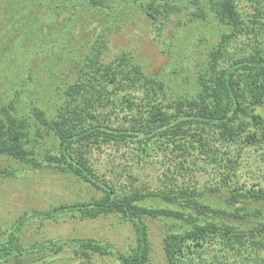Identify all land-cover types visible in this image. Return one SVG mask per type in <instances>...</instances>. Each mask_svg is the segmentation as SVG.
I'll use <instances>...</instances> for the list:
<instances>
[{
	"label": "trees",
	"instance_id": "trees-1",
	"mask_svg": "<svg viewBox=\"0 0 264 264\" xmlns=\"http://www.w3.org/2000/svg\"><path fill=\"white\" fill-rule=\"evenodd\" d=\"M129 1L144 11L156 35L168 33L173 17V38L182 25L194 30L191 48L178 64L190 91L168 99L166 82L149 74L138 54L120 47L111 55L108 34L122 30L115 11L121 0H34V6L47 7L46 19L62 7L65 24L74 23L77 15L102 18L106 25L79 60L76 78L56 89L50 82L43 88L33 75L35 50L24 52L18 42L2 53L0 80L8 77L4 72L10 61L12 73H18L0 90V156L15 163L0 168V178H14L22 168H51L100 195L25 211L0 236V264H50L62 251L84 263L96 253L119 264H154L148 220L164 228L163 264H264V173L260 168L248 186L237 171L249 149L264 146V0ZM39 19L31 27L26 26L29 19L21 20L15 29L22 40L31 37L34 27L51 25L52 19ZM49 40L42 39L36 49L55 46ZM199 44L203 47L196 51ZM196 52L202 57L189 69L187 54ZM96 149H106L104 170L111 158L107 176L92 164ZM145 164L160 171L151 185L138 175ZM200 174L209 180H197ZM219 192H224L219 200L211 198ZM152 198L164 205L149 204ZM109 215L133 230L128 248L118 250L88 236L43 238L27 246L20 242L22 224L33 218Z\"/></svg>",
	"mask_w": 264,
	"mask_h": 264
},
{
	"label": "rangeland",
	"instance_id": "rangeland-1",
	"mask_svg": "<svg viewBox=\"0 0 264 264\" xmlns=\"http://www.w3.org/2000/svg\"><path fill=\"white\" fill-rule=\"evenodd\" d=\"M242 3L243 5H247L246 1ZM114 6L116 7V5ZM13 9L17 10H15L14 14H9ZM19 11H21L24 19H29L26 24L28 27H31L30 22L32 23L38 20V18H40L39 21L44 20L48 14L47 7L44 4L34 6V0H0V41L6 39L1 42L4 47L0 50V61L2 53L9 48L16 47L18 42L24 45V52L31 53L33 51L32 54H34L35 50L37 52L36 59L31 61V70L33 71V75L40 80L39 84L43 88L44 85L50 82V84H57V86L52 84L56 89L65 84L68 79H75L80 70L79 62L84 61L85 55L95 44L98 34L102 31L104 25H106L102 18L90 20L85 17H78L77 15L73 16L75 19L74 23L69 22L65 24L62 20L64 13L61 12L62 7H60L54 12L57 15L49 18L52 19L50 26H41L38 30L35 27L33 28L34 31L32 32L38 33L42 38L36 37L33 33L30 38L27 37L22 40L20 31L15 29L19 26L18 24L22 25L21 20L23 18L21 19ZM115 11L121 17L120 19H122L120 23L122 30L114 34H108V37L110 36V52L113 51L111 55L114 53V50H118L120 47L138 54L136 56L142 62L145 70L149 74H155L163 79L164 83L166 82V85H164L166 86L168 99L172 98L175 93L179 94L183 92L184 89L190 91L189 83L178 73V64L185 55L194 30L182 25L180 28H183L173 38L169 34L175 26L176 18L173 17L172 21L168 24V33L166 32L165 35L159 36L156 35V28L145 15L144 11L129 0H121L120 5L115 8ZM68 12L70 13V11ZM49 19L46 20L49 21ZM202 28L205 31L208 27L202 25ZM47 38H50V40L53 38L56 47L44 43V50L36 49L42 45L41 40ZM214 38L210 37L209 41L214 40ZM206 42L208 43V41ZM59 43L62 45L60 50L58 48ZM201 46L203 47L202 44H199L194 49L197 51ZM199 52L187 54L186 60L188 61L189 69H192L193 62L198 56L202 57L201 53L198 54ZM45 64L49 65V70L44 68ZM8 65L6 72H4L8 74V77L0 80V90L5 89L10 84V78L15 77L18 73L16 71L12 73L14 68L12 61ZM105 150H94L91 158L92 164L97 167V172L100 176L110 174L109 164L111 158L106 162V166L108 167H105V170L103 169L107 156ZM14 164L11 160L0 156V168L9 165L15 166ZM260 168L262 173H264V146L257 151L252 148L249 149L244 156V160H242V165L239 166L237 171L240 178L245 180L249 186L256 181L251 176L257 177L254 174L258 173ZM18 172L19 174L14 178H0V236L2 232L7 233L16 222L18 216L25 211L34 209L45 210L53 203L82 201L92 196L98 197L100 195L98 190L96 191V189H92L84 184L74 183L68 179V176H61L51 168L38 170H25V168H22ZM138 175L144 178L147 184H152V181L156 182L160 171L153 165L145 164L139 166ZM203 179L209 180V177L207 175L201 176V174L197 177L199 181ZM222 193L224 192H219L218 195L214 193L211 198L217 201L219 200V195ZM148 203L154 206L164 205L156 198H152V200L148 199ZM116 219L114 215L84 220L63 217L58 221L43 222L38 218H33L22 224L19 231L20 242L24 246H27L34 240L43 238L88 236L106 241L118 250H124L133 243V230L128 224H123ZM147 223L148 236L153 244L151 250L153 263L163 264L161 233L164 228L160 221L157 220H148ZM234 223L240 224L244 223V221H234ZM92 260L91 263H84L80 258L73 257L71 252L62 251L50 264H119L112 257H103L96 253L93 254Z\"/></svg>",
	"mask_w": 264,
	"mask_h": 264
}]
</instances>
